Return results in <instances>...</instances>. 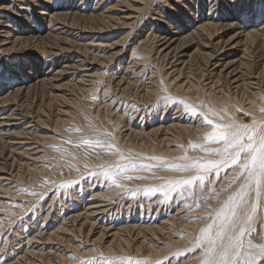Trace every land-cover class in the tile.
<instances>
[{
    "label": "rangeland",
    "instance_id": "rangeland-1",
    "mask_svg": "<svg viewBox=\"0 0 264 264\" xmlns=\"http://www.w3.org/2000/svg\"><path fill=\"white\" fill-rule=\"evenodd\" d=\"M181 1L186 2V0H0V35L4 36L1 32L4 25H8L5 29H11L9 36L15 33L30 34V30L26 28V30L19 29L22 23L24 24V16H20L26 14L29 17L32 14L29 19L35 20L36 24H30L29 20L30 22L26 23L27 26L33 25L32 30L41 35H51H48V38L46 37L41 43L47 52L42 56L43 58L39 56L37 60L47 66L48 63L52 64L50 66L53 68L50 71L59 69L60 72L51 86L34 87L33 85L27 92L22 90L18 93L17 89L25 88L33 82L26 76L28 74L22 71L27 70L25 67L28 65L25 64L31 61L28 59L35 51L31 48L32 46L26 45L24 48L28 50H22V46L19 47L20 50L16 47L6 52L3 48L5 46L0 43V124H3L2 121L8 124L0 126V264L8 262V264H108L109 260H114L116 264H137V262L140 264H187L195 257L193 254L187 257L184 255L181 258L174 256L164 259V253L148 256L149 251L144 248H141L142 251H137V247L145 240L151 245L154 244L158 250L168 244L164 238L154 237L150 232L141 230L147 224L156 226L157 223V226L162 227L161 230L164 228L165 231H161L162 233L172 231L170 235L173 233L172 236L176 239L185 240L188 234L178 226L179 219L183 223H196V221L205 223L208 218L206 219V214L201 210L203 201L201 190L196 192L189 189L190 192L187 191V193L177 191L172 193L158 185L171 168L168 160L154 165L148 161L132 159L130 156L118 159L117 146L118 141L125 146L136 143L134 139L127 140L128 131L130 129L149 131L152 127H157V120L166 122L178 119L186 124L195 123L199 119L197 112L192 114L184 108L182 112L176 113L177 109L170 107L165 111L163 118H160L159 110L157 112L149 110L152 96L146 94V89L155 84L153 80H156L154 77L158 71L171 74H169L171 77H167V84L172 88L178 86L187 74L197 71L195 62L188 63V57L184 54L192 52L198 43L192 41L190 46L177 50L173 48L175 43H172L169 50L163 44L165 35L169 37L174 31L178 33L177 26L185 25V20H189L188 17L197 10V17L194 18L195 20L188 21L190 25L187 24V28L192 24L204 22L203 17L207 13H217L216 18L220 20L218 14L222 13L223 6L219 4V0L214 2L190 0L192 3L187 0V11L180 10L182 13L179 11L182 17L180 14L174 16L176 10L183 9ZM243 1V4L246 3V0ZM255 1L257 0H248L247 4L255 6L252 3ZM44 2H46L45 5H53L55 8L63 3L67 6V10L76 12L74 23L70 25L69 18L67 19L69 25L62 20L51 21L48 24H45L46 21H39L35 13L42 8ZM100 2L102 3L98 8L100 10H95L96 13L103 12L105 16L109 15L110 18L115 19H111L114 22L113 27L109 29H99L102 26L99 25L100 21L93 20L90 16L94 12L93 8ZM196 4H199L197 8ZM210 7L211 10H209ZM238 8L240 12V7ZM263 11L264 6H261V17H264ZM45 12L50 14L51 11L46 9ZM226 12L228 16L229 12ZM15 13L20 17L19 20L15 19ZM46 13L44 16L47 15ZM169 14L171 17H168ZM3 20H6L7 24H3ZM165 20L171 21L168 27ZM37 21L41 24H37ZM41 25L44 26L41 27ZM84 26L86 28H83ZM52 36L69 39L71 42L74 41V44L63 39L56 41ZM79 43L87 51L79 49L78 47H81ZM143 44H146L143 49H147V52L141 50ZM58 46L64 47L65 50L59 51ZM207 49L209 51L210 48ZM50 59L53 62L50 63ZM182 65H186L182 68L183 76L173 80L177 74L176 67L180 68ZM201 65H204V62H201ZM22 66L24 68L20 70ZM88 67L90 69L85 70ZM210 69H212L211 66L208 67V70ZM16 70H19L17 76L13 75ZM193 74H198V71ZM35 77L37 78L36 73ZM53 94L68 97L69 102L65 104L56 101L52 99ZM163 94L162 92L161 95ZM165 98L168 96L166 95ZM168 100L165 99L163 104L167 105ZM156 116L158 118L155 119ZM250 116L248 114L247 123L251 122ZM60 117L64 122L57 124L56 119ZM85 140L92 143H85ZM97 140L101 143H95ZM168 146L177 148L180 144L173 142ZM163 148L159 146L158 149ZM130 160L132 161L129 162ZM237 167L231 166L221 177L225 178L226 185L221 187L219 185L218 188L217 184V188L211 189L210 199L213 202L222 197V193L230 191L228 185L238 173ZM179 170L177 172L180 174L187 172L182 168ZM105 172L109 175H104ZM150 189H156V191L151 192ZM78 201L80 203L77 204ZM195 203H197L196 206ZM89 211L92 215L85 216L89 215ZM70 214L72 216L80 214L81 220L74 221ZM84 220L88 222L82 223ZM90 223H93L92 228ZM129 224L131 227L133 225L134 229L128 230L127 234V230L123 228L124 225ZM99 230L104 235L102 239L97 240L95 238L100 234ZM138 230L142 234H138ZM53 231L58 233L55 235L58 237L53 236L50 239L48 234ZM41 232L44 233L41 234ZM115 233L116 238L124 242L122 248L118 247L117 242L114 243L113 234ZM59 236L60 239H58ZM157 243L162 247H158ZM24 250L25 252L33 250L36 254H27L21 259ZM261 263L264 264L263 257L257 262V264Z\"/></svg>",
    "mask_w": 264,
    "mask_h": 264
},
{
    "label": "bare ground",
    "instance_id": "bare-ground-1",
    "mask_svg": "<svg viewBox=\"0 0 264 264\" xmlns=\"http://www.w3.org/2000/svg\"><path fill=\"white\" fill-rule=\"evenodd\" d=\"M97 1H99V0H97ZM188 1H190V0H188ZM204 1H201V2H204ZM212 1L214 2L215 0H211V2ZM262 1L263 0H257L255 2H252L255 5V6H252L253 4L252 5L247 4L248 0H246L245 1L246 3H244V4H243V2H244L243 0H219V4L221 6H223L221 8V12L222 13L218 14V18L220 20H217V18H216V14L217 13H215V12L214 13L213 12L212 13H207L203 17L204 18V22H200V23L198 22L196 25L192 24L191 26H189L187 28L188 21L189 20H193L194 18L197 17L196 16L197 11H198L197 10V11L194 12V14H192V12H191L192 16L188 17L189 20L186 21L183 18L185 20L186 24L185 25H181V27L177 26L179 28L178 29V33H175V31H174L173 33H171V35L169 37L167 35H165L163 37V40H164L163 44L165 45L166 48H169L172 43H175L174 47H173L175 50H177L179 48L181 49V47L190 46L192 41H193V43H196V42L198 43V46H196V48L192 52H190L189 54H184V55H186L188 57L187 58V62L188 63L191 64V62L192 63L195 62L194 64L197 65L196 69L198 71V74H193V73L197 72L195 69L194 70L196 72L192 71L193 73H191L189 71L191 74L188 75L186 73L187 76H185V78H182L183 80L179 83V85L172 88V87H170L169 84H167V82H168V78L167 77L170 76L171 74L169 72H168V74H166V73L163 74V73H161L159 71L156 72L157 74H155V77H154V78H156V80H153V83H155V84H152V86L150 88L146 89V91H147L146 94H148V95L150 94V97L152 96V100H151L152 102L149 101L151 103V105L149 107V110L154 111V112H157L159 110L160 113H161L160 118H163V116L165 115V111H167V109L169 107L172 108V109H177V111H175L176 113H179L180 111L182 112V110L185 107H184L183 104L180 103V101H185L187 104L195 107L196 112H197V114L199 116V119L196 120L195 123H186V124L185 123H181V121L178 120V119H177L178 121L173 119V120H167L166 122L165 121L159 122L157 120V122H156L157 123V127L153 128L152 125H150L152 127V129H150L149 131H147L146 129H145L146 131L130 129V131H128V133H127V137H128L127 140L130 141L131 139H134L135 141H137L136 143L133 142V144L131 146L121 145V144H119L120 143L119 141L117 142L118 155H119L118 159H124V157L130 156L132 159L137 158L140 161H148V163H152L154 165H157V164H159V163H161V162H163L165 160H168L169 163H170L171 168L165 173L164 180L161 183H159L158 185L161 186L162 188H164L167 192H172V193L176 192V191L177 192H182V193L183 192L187 193V191L189 189L191 191H196V192H199V190H201L203 192L202 193L203 194L202 195L203 196V201L201 203V210H203L204 214H206V219L210 215H214L215 210L219 209L222 206V204L224 203V201L228 198V196H230L232 194V192L235 191V189L237 187H239V184L243 182V180H240L232 190L229 189L230 191L222 193V197L218 198L217 200L215 199L216 202H213L210 199L211 193H212L211 189L213 187L217 188V186H216L217 184H218V188H219V185H220V187H221V185H226L224 183L225 178H221V177L225 175V172H227V169H229L230 167H227V168H223L222 167L223 170L221 169V171L219 173V176H216L214 174L207 175L206 178H205L203 187L200 186L199 181H196L193 186H184L182 188H177L175 191H171L167 187V182L170 181V180L171 181H175V180L187 179L189 177H192V176L196 175V172L194 170H186L187 172L185 174H180V172H177V171H180L179 168H181V167H178L179 165L182 166V165L188 163V161H185L184 159H182V157H184V156H187L189 158V160H192V159L207 160V159H218L219 158L217 156V154L214 153V152L206 153L200 147H195V148L190 147V145H192V144L204 145L205 147H207L209 149L222 147V144H215V143L205 144L204 135H205V133L212 131V127L204 122V118H203L204 115L208 116L210 119H212L216 123L232 124L234 127H238V126L243 125V124L251 125L253 128H259V127L264 126V111H261V109H264V17L260 16L261 15V6H264V5H262V3H264V1L263 2ZM120 2H122V1H120ZM125 2L128 3L127 1H125ZM48 3H50V2H48ZM189 3H192V1H190ZM45 4H46V2H44V5L42 6V8H40L35 13L36 14L35 17H37L39 19V21H42V22L46 21L45 24L46 23L48 24L49 22H51V21L53 22V21H56V20H58V21L62 20V21H64L63 23H65V22L68 23L67 19L69 18L70 21H71V22H69L70 25H72L71 23H74L73 19L76 16L75 15L76 12H74L72 10H67L66 9L67 6H64L63 3L61 5L58 4V6L56 8L53 5H52L53 6L52 7L51 5H45ZM100 4H102V3L101 2L97 3L96 6L93 8L94 12H92L91 15L90 14L89 15L92 17L93 20H95V19L97 20L98 19L100 21L99 25H102V26H100L99 29H102V28L103 29H109V28H111V26L113 25L112 23L114 22V21H111V19H114V18L113 17L110 18L109 15L105 16L104 15L105 13H103V12H100V13L97 14L95 10H100V9H98L100 7L99 6ZM180 4L183 6L182 7L183 9L176 10L175 13H174L175 14L174 16L179 15L180 12H181L180 10H184V12L187 11V9H186L188 7L187 6L188 5L187 0H186V2L185 1H181ZM198 5L199 4H196L195 7L197 8ZM168 6H169V4H168ZM238 6L240 7V12H238V10H237V9H239ZM75 7H74V9H75ZM177 7H180V6H177ZM211 7H210L209 10H211ZM216 8H218V7L216 6ZM22 9H24V8H22ZM46 9H50V11H51L50 14L49 13L47 14L45 12ZM167 9H168V7H167ZM64 10H67V12H64ZM75 11H77V9H75ZM226 11L229 12L228 16L225 14V13H227ZM160 12H162V11H160ZM45 13L47 14L46 16H44ZM15 15H16V13H15ZM22 16H24V18H23L24 24L22 23V25H21V27L19 29H25L26 28L27 30H30L29 31V32H31L30 34L28 33V35H27V34L22 33V35H18L17 33L13 32L15 34H12L11 36H9V33H10L11 29H5L6 27H8V25H4V29H2L3 31H1V32L4 33V36L0 35V37H2L0 39V43H2L3 46H5L3 48L6 50V52H7V50L8 51H10V50L12 51L16 47H18V49L20 50L19 47H22V46H23L22 50H28L27 48H24L26 45L27 46H29V45L32 46L31 48L34 49V51H35V52L31 53L30 58L28 57L29 58L28 60H31V61L27 62L25 64V65H28L27 67H25L27 70H23L22 71V72L28 74L26 76L28 78H30L31 81H33V82L30 85L26 86L25 88L17 89L18 93L21 92L22 90L27 92V90L31 89L30 87L33 86V85H34V87L35 86H40V87L41 86H47V87L51 86L52 81L54 80V78H56L57 74L60 73L58 71L59 69L58 70L55 69L54 71H50L53 68L52 66H50L52 64H49L47 62L48 63V66H47L43 62H41V63L38 62L39 56L42 57L47 52L46 49L41 45V43L44 41V39H46V37L48 38V35H50V34L41 35L38 32H35V30H32L33 29L32 28L33 25L32 26H30V25L27 26L26 23H28L30 21H31L30 24H34V23L36 24L35 20H30L29 19L30 16H32V14L29 17L26 14L25 15L21 14L20 17H22ZM180 16H181V14H180ZM259 16H260V20H258ZM1 17H3V15ZM20 17L16 15L15 19L18 18V20H19ZM103 17H105L106 19L105 18L103 19ZM168 17H171V15L169 14ZM176 18L174 19L175 21L177 20ZM169 19H171V18H169ZM165 21H167V20H165ZM179 21H182V20H179ZM169 22H171V21H167V23H165V24H167V26L164 24V28H165V26L166 27L169 26ZM38 23L39 22L37 21V24ZM69 23L67 25H69ZM3 24H7V21L3 20ZM40 24L41 23H39V25ZM188 25H190V24H188ZM43 26L44 25H41V27H43ZM46 27H48V26H46ZM1 28H3V27H1ZM83 28H86V27L84 26ZM43 29H45V27ZM159 30H161V29H159ZM57 32H59V31H57ZM156 32L158 33V31H156ZM101 33H102V31H101ZM164 33H166V32H164ZM52 37L56 41H58V39L59 40L60 39L65 40L64 38H59L57 36H52ZM138 39H137V41H138ZM147 39H149V38H147ZM65 41L71 42V40H69V39H66ZM77 41H79V40H77ZM73 42H71V43H73ZM83 44L84 43H82V45ZM79 46H81L80 43H79ZM83 46H85V45H83ZM86 46H88V45H86ZM141 47H142L141 48L142 51L147 52L146 51L147 49H143V48L146 47V44H143V46H141ZM63 48L61 46H58V49H60L59 51L65 50ZM78 48L79 49L81 48L83 51L86 50L85 47L82 48V46L78 47ZM207 48H210L209 51H208ZM169 50H171V48H169ZM51 59H50V63L53 62V61H51ZM20 61H21V59H20ZM201 62H204V65H201ZM24 63H23V66H24ZM54 63H55V61H54ZM188 65L189 64H187V66ZM196 65H194V66H196ZM10 66H12V65H10ZM23 66L21 67L20 70H22L24 68ZM185 66L186 65H182V67L180 66V68L176 67L175 71L177 72V74L175 75L173 80H176L178 77L183 76V74H184L183 70L184 69H182V68H184ZM209 66H211L212 69L208 70ZM44 67H45V70H43ZM200 67H202L201 70H200ZM14 68H15V66H14ZM191 68H189V69H191ZM89 69L90 68L88 67L85 70H89ZM10 71H11V69H10ZM50 72H51V74H50ZM83 72H85V71H83ZM13 73H12L13 75L17 76V75H19V70H16ZM35 73L37 75V78L35 77ZM12 74H10V75H12ZM20 77H22V76H20ZM10 84H11V82H10ZM162 92L164 93L163 95H161ZM14 93L16 94L17 92H14ZM14 93H12V94L15 97ZM24 94H25V92H24ZM166 95L168 97L172 98V99L168 100L169 103H167V105H170V106H167V105L163 104V102L165 100V99L163 100V98H165ZM9 96H11V95H9ZM161 97H163V98H161ZM16 98H17V96H16ZM146 98H148V97H146ZM52 99H54L56 101H59V102H62V103H65V104H67L69 102L68 97L64 98V96H59V95H54V94L52 96ZM146 101H147V99H146ZM49 106H51V105H49ZM201 114H203V115H201ZM248 114H249V116L251 115L250 116L251 117L250 118L251 119L250 123H247ZM61 118L62 117L56 119V123L57 124L58 123L62 124L64 122V120L61 119ZM156 118H158V116H156L155 119ZM151 119H153V118H151ZM254 121H255V123H254ZM182 122H183V120H182ZM1 123H3V124H0V126L8 125V124H5L4 121H2ZM148 124H150V123H148ZM145 127H148V126H145ZM173 142H174V144H177V145L180 144V147H178V146H177V148L169 147L168 145H171V143H173ZM159 146L160 147H164V148L159 150L158 149ZM193 154L195 156H193ZM131 161L132 160H130L129 162H131ZM133 161L136 162L137 160H133ZM239 171H240V169H239V167H237V172H239ZM205 188H206V190H205ZM253 188H254V186H253ZM203 190H205V191H203ZM188 192H190V191H188ZM246 200H247V204L244 206V209H242L241 216H243L244 212H246L248 209H250V207H251V205L253 203H256L254 190H250V195L248 197H246ZM76 203L78 204L80 202L78 201ZM174 203H175V201H174ZM196 205H197V203H195V206ZM91 207H89V208H91ZM165 209L167 210V207ZM99 210H100V208H99ZM93 211L94 210H92V213H94ZM87 212H88V208H87ZM92 213L89 211V215L86 213L87 215H85V216L90 217V215H92ZM178 213H179V211H178ZM81 217L82 216L80 214H74L72 216L74 221H77ZM85 220H87V219L85 218ZM85 220L82 221V223L84 222V224H85V222H88V221H85ZM166 221H167V219H166ZM211 222L212 221L210 219H207V221L205 223H201V222H197V221H196V223H183V221L181 219H179L178 222H177L178 226L181 229H183L184 232H186V234H188L186 236L185 240L184 239L183 240L176 239L175 236H172L173 233L170 235V233L172 231L170 233H168L166 231L165 232L166 234L162 233L161 231H163L164 228L161 230L162 227L157 226L158 225L157 223H156V226H151L150 224L149 225L147 224V226L143 227L141 230H143V231L146 230V231L150 232L151 234L154 235V237L160 236V239H161V237H162V239L164 238V240H166L168 242V244H167V246H165V247L163 246V248H161L162 246H159V244L157 243L158 244L157 246L161 248V250H158V249H156V246L154 244L153 245L155 247L153 245L149 244L150 242H146V240H145V241H142L141 243L139 242L140 245L139 246L137 245L138 246L137 247V251L138 250L142 251V249L144 248L145 250L149 251L148 252V256H149V254L151 256H157L160 253H164V255H165L164 259L169 258V257H174V256H177V258H181L184 255L187 257V256H190V255L194 254L195 257L193 259H191L192 261L191 260H190V262L188 261L189 263H187V264H202V260L205 258V247L207 245H206V243H201V246L198 247L197 246V241H198V239L200 237L201 229H203L206 225H208ZM90 225H91L90 228H92L93 227V223H90ZM60 226L62 227V225H60ZM60 226H59V228H61ZM128 226L124 225V228H123V229L127 230V234H128V230H131L132 228L134 229L133 225H132V227H131V225L129 227ZM249 227L251 229V237L250 238L253 240L254 243H257V244L261 243L262 242L261 237H264V194H262L260 199H259L257 212H256V214H255V216H254V218H253V220L251 222V225ZM102 228L105 230V228L103 226H102ZM102 228H101V230H102ZM119 228H120V226H119ZM38 229L39 228H37V230ZM133 229H132V231H133ZM89 231H90V229H89ZM110 231H111V229H110ZM138 231H139L138 234H142V232H140V230H138ZM99 232H100V230H99ZM43 233L44 232H41V234H43ZM56 234H58V233L53 231L52 233L48 234V237L50 239L53 238V236L55 238H57L58 236L56 237L55 236ZM119 234H121V233H119ZM38 235H39V233H38ZM103 235L104 234L103 233L101 234V232H100L98 237H96L95 239H97V240L102 239ZM113 235H114L113 239H115L114 243L117 242L118 247L122 248V246L124 245V242L121 241V239H117L116 238L117 237L116 233L113 234ZM36 236H37V233H36ZM48 237H47V240H48ZM248 238L249 237L246 236L245 240H247ZM58 239H60V236H59ZM144 239L145 238H143V240ZM30 241H32V240H30ZM151 241H153V240H151ZM166 241H164V242H166ZM153 243H154V241H153ZM161 244H163V243H161ZM114 245H116V244H114ZM66 247H67V245H66ZM170 247H172V249ZM127 248H128V246H127ZM123 249H124V247H123ZM123 249H122V251H124ZM129 249H131V248H129ZM249 251H254V250L250 249ZM125 252H126V249H125ZM27 254L33 255V254H36V253L33 250L26 251V252L24 250V255H22V257H20V256L19 257L22 259L23 257L27 256ZM146 256H147V254H146ZM61 258H62V256H61ZM260 258H261V256H257V262L260 260ZM245 259H246V257L240 258V260L238 261V264H244V260ZM175 260H177V259H175ZM62 261H63V259H62ZM156 262H157V260H156ZM170 262H171V260H170ZM146 263H148V262L146 261ZM151 263H152V261H151ZM4 264H6V263H4Z\"/></svg>",
    "mask_w": 264,
    "mask_h": 264
},
{
    "label": "snow or ice",
    "instance_id": "snow-or-ice-1",
    "mask_svg": "<svg viewBox=\"0 0 264 264\" xmlns=\"http://www.w3.org/2000/svg\"><path fill=\"white\" fill-rule=\"evenodd\" d=\"M180 103L186 110L196 114L195 107L185 101ZM203 118L204 122L212 127V131L204 135L205 144H222V147L209 149L204 145L195 144L190 147H200L206 153L214 152L219 158L189 160L187 156L182 157L188 163L180 167L183 170H194L196 175L182 180H170L167 182V187L175 191L184 186H193L196 181H199L200 186L203 187L207 175L219 176L222 167L238 166L240 171L233 177L228 188L231 189L237 181L243 180V182L228 196L222 206L215 210L214 215L208 217L212 222L201 229L197 246H201V243L207 245L202 264H238L242 257H246L244 264H257V256L264 257V237H261V243H254L250 238L249 226L257 212L259 199L264 194V126L253 128L251 125L243 124L234 127L232 124L216 123L206 115ZM85 143L92 141L85 140ZM95 143L100 144L101 141L97 140ZM104 175L107 176L109 173L105 172ZM250 190L255 192L256 203H253L241 216ZM149 191L155 192L156 189ZM246 236L249 237L247 240H245ZM250 249L254 251H249ZM108 264H116V262L109 260Z\"/></svg>",
    "mask_w": 264,
    "mask_h": 264
}]
</instances>
